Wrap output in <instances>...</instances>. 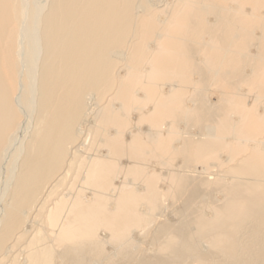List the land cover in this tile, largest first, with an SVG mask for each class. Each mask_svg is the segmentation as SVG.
I'll return each mask as SVG.
<instances>
[{"label": "bare ground", "instance_id": "1", "mask_svg": "<svg viewBox=\"0 0 264 264\" xmlns=\"http://www.w3.org/2000/svg\"><path fill=\"white\" fill-rule=\"evenodd\" d=\"M0 264H264V0H0Z\"/></svg>", "mask_w": 264, "mask_h": 264}]
</instances>
